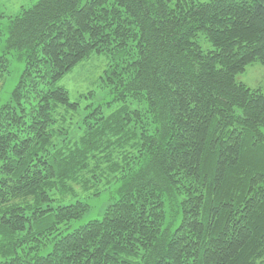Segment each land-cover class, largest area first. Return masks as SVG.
<instances>
[{"label": "trees", "instance_id": "16d2710c", "mask_svg": "<svg viewBox=\"0 0 264 264\" xmlns=\"http://www.w3.org/2000/svg\"><path fill=\"white\" fill-rule=\"evenodd\" d=\"M6 25L0 264H264V90L236 81L264 0H37ZM91 52L110 100L82 114L57 82Z\"/></svg>", "mask_w": 264, "mask_h": 264}, {"label": "rangeland", "instance_id": "374dc122", "mask_svg": "<svg viewBox=\"0 0 264 264\" xmlns=\"http://www.w3.org/2000/svg\"><path fill=\"white\" fill-rule=\"evenodd\" d=\"M36 1L0 0V29H3L1 31L2 36L6 30L8 18L18 14L23 8L32 6ZM2 43L0 41V63L2 64L3 60L6 59L7 66L6 70L5 67H2L4 73L2 75L3 78L0 79V100H5L18 83L25 67V61L24 58H20L13 51H4ZM202 44L205 48L209 47L206 42L202 41ZM107 62L108 60L104 55L91 52L88 59H85L82 64L75 66L57 82V85L66 89L70 100L79 104L82 114L85 113V107L89 101L96 105L110 100V95L107 94L106 89H101L99 85V82H101L100 75L106 67ZM96 78L97 80L95 81ZM236 81L251 89L259 88L264 90V64L254 61L246 65L243 71L236 75ZM102 106L108 108L104 103H102ZM115 194L116 189L112 184L107 189L101 191L98 196L93 197V200L90 201L91 213L89 217L98 216L110 202L111 196ZM87 219L88 217H85L83 221Z\"/></svg>", "mask_w": 264, "mask_h": 264}]
</instances>
